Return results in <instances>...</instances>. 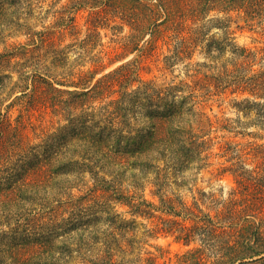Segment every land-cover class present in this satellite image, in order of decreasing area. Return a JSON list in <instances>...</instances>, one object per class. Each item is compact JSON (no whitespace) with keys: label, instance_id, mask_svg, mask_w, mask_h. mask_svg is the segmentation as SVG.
Instances as JSON below:
<instances>
[{"label":"trees","instance_id":"obj_1","mask_svg":"<svg viewBox=\"0 0 264 264\" xmlns=\"http://www.w3.org/2000/svg\"><path fill=\"white\" fill-rule=\"evenodd\" d=\"M47 1L0 0V45L4 46V51L0 49V86L6 87L13 73H18L15 85L30 99L31 106L41 102L43 107L51 108L69 122L43 144L33 147L26 144L22 130L18 131L23 124L13 125L0 112V264H69L74 253L80 254L82 264H116L109 253L113 242L124 255L132 253L133 247L142 243L134 240V234L124 225L126 220H121L115 223V228H110L112 230L101 232L107 237L101 250L96 248L98 234L85 233L92 227L93 220L76 222L54 216L61 208V199L65 197L62 192L68 188V179L73 174L80 178L84 171L92 177L91 192L102 194L106 208L116 202L132 207L135 213L148 214L143 206L151 207L173 218L166 221L164 230L177 235L178 241L187 246L198 242L199 245L181 256L179 264L258 262L252 259L264 254V248H260L264 239L260 226L242 217L237 224L226 225L234 217L233 211L223 217L213 216L202 210L197 197L194 196L191 206L180 194L182 188L190 181L196 182V176L211 165L202 129L206 116L198 108L196 87L182 82L166 85L152 82L129 91L137 80L138 68L134 63H124L93 86L96 73L90 80H86L87 74L81 75L80 83L73 80L66 84L56 79L47 64L58 54L53 50L56 49L54 35L57 29H75L76 26L74 17L67 23L64 7L54 24L43 25L44 30L37 31L38 24H33L41 17L37 16L36 7ZM119 2L71 0L68 6L94 10L91 25L98 27L104 20L102 13L119 16ZM141 11L139 14L130 10V14L124 16L133 31L125 43L127 54L140 51L141 40L148 32L156 42L164 27L170 29L177 24L176 29H182L190 10L176 6L173 0H161L160 4H149ZM21 37L27 39L25 43L12 42ZM184 43L177 48L178 61L189 57ZM215 48V42L208 45V59L213 58ZM58 62L55 58L51 63L57 66ZM191 65L189 63L188 67ZM194 66L195 77L203 68L212 70L206 62ZM204 76L210 86L212 76ZM58 85L77 89H62ZM118 85L120 89L116 90ZM16 91L11 90L12 94ZM116 93L119 97L105 107L91 112L85 110L91 99H106ZM98 167L106 168L116 183L102 177ZM127 173L132 186L154 175L153 195L159 197L161 206L147 202L137 192L127 194L118 183L126 179ZM134 189L138 190L137 186ZM170 192L173 197L169 196ZM70 224L72 226L65 230L68 238L58 241V229ZM72 232H76L78 238H73ZM72 238L76 248L69 243ZM86 252L93 253L92 257ZM137 259H126L118 264L128 261L158 264L152 257Z\"/></svg>","mask_w":264,"mask_h":264},{"label":"rangeland","instance_id":"obj_2","mask_svg":"<svg viewBox=\"0 0 264 264\" xmlns=\"http://www.w3.org/2000/svg\"><path fill=\"white\" fill-rule=\"evenodd\" d=\"M70 1L57 0L55 3V0H49L36 7L37 16L41 17L33 24H38L37 31L44 30L43 25L54 24L60 13L64 12V7L67 23H71L70 18L75 19V29L56 30V49L53 50L58 54L47 62L50 74L67 84L73 80L80 83V76L84 74L88 75L86 80H90L92 74L96 73L93 86L101 77L124 63H134L138 68L137 80L129 91L152 82L159 85L182 82L196 87L198 108L206 116L202 129L211 165L196 176V182L190 181L182 188L180 194L191 206L194 196L197 197L202 210L213 216L223 217L233 211L235 215L226 225L232 226L241 217L246 218L260 226L264 236V0H173L176 6L190 10L183 28L176 29L177 24L170 26V29L164 27L156 42L148 32L141 40L140 51L130 54L125 50V43L133 31L130 21L124 16L129 15L130 10L140 14L141 8L160 4L161 0H120L119 16L102 13L104 20L98 27L91 25L94 10H77L78 7L68 6ZM26 40L21 37L12 42L25 43ZM184 41L186 56L190 58L178 61L177 48ZM212 42H215L216 48L213 58L208 59L206 51ZM0 49L4 51V46L0 45ZM184 56L181 54V57ZM55 58L59 60L57 66L51 63ZM203 62L208 63L212 70L203 68L200 75L193 76L194 65ZM189 63L192 65L188 67ZM205 74L212 76L210 86ZM18 77V73L14 72L7 86H0V112L13 125L23 124L18 131L22 130L27 145L40 146L69 122L51 108L43 107L41 102L31 106L30 99L23 96L21 88L15 85ZM57 87L77 89L61 85ZM13 89L18 91L12 94ZM119 89L120 86H116V90ZM118 97L116 93L106 99H91L85 110H99ZM97 171L102 177L116 183L106 168L98 167ZM79 176L76 178L73 174L68 179V188L62 192L65 197L61 199V208L54 216H59V219L71 218L76 222L93 220L92 227H88L89 231L85 233L98 234L99 246L96 248L101 250L107 238L101 232L112 230L110 228H115V223L126 220L124 225L131 235L134 234V240L142 243L138 247L135 245L132 253L124 255L113 242L109 253L116 264L126 259L138 260L137 257H152L158 264H179L182 255L199 245L197 242L187 246L176 239L177 235L165 231L166 221L173 218L151 207L143 206L148 214L135 213L132 207L116 202L106 208L102 194L91 192L94 184L90 173L84 171ZM125 177L118 183L127 194L137 192L147 202L161 206L159 197L153 195L156 190L151 184L154 175L139 185L134 184L138 190L132 186L130 174L127 173ZM169 196L174 195L170 192ZM71 226L58 229L56 239L61 241L68 238L65 230ZM71 236L78 238L76 232H72ZM73 238L69 243L76 248ZM260 248H264V239L260 242ZM87 253L90 256L93 254ZM253 260H258L254 264H264V254ZM81 262L80 254L74 253L69 264ZM126 264L131 263L128 261Z\"/></svg>","mask_w":264,"mask_h":264}]
</instances>
